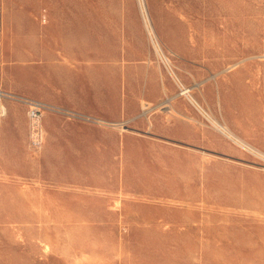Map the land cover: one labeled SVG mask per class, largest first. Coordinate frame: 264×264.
Masks as SVG:
<instances>
[{
  "label": "rangeland",
  "instance_id": "obj_1",
  "mask_svg": "<svg viewBox=\"0 0 264 264\" xmlns=\"http://www.w3.org/2000/svg\"><path fill=\"white\" fill-rule=\"evenodd\" d=\"M63 1L48 59L0 42V86L46 104L39 147L22 100L0 121V264H264V156L154 43L264 152V0H145L150 29L139 0Z\"/></svg>",
  "mask_w": 264,
  "mask_h": 264
},
{
  "label": "crops",
  "instance_id": "obj_2",
  "mask_svg": "<svg viewBox=\"0 0 264 264\" xmlns=\"http://www.w3.org/2000/svg\"><path fill=\"white\" fill-rule=\"evenodd\" d=\"M64 3L63 0H0L1 45H14L11 55L18 60L48 59L49 57L45 56L48 50L41 46L51 44L52 39L57 43H63L62 36L64 28H66L64 25L66 14L61 11L57 12L55 9L57 6L62 7ZM13 6L15 10H11ZM41 15H45L46 18L43 22L40 20ZM6 53L7 51H2V55ZM238 65L228 68V70L237 68ZM220 87L219 85V91L221 92ZM151 96L155 99L161 97L160 90L156 89ZM151 106L149 105V108L146 106L148 108L146 113L159 108V105ZM18 125H20L19 122L14 119H6L0 122V141L7 136V132L16 135L14 131H16L15 127ZM7 156L6 150L0 147V175L8 172ZM3 188L6 195L7 185L0 180V199Z\"/></svg>",
  "mask_w": 264,
  "mask_h": 264
},
{
  "label": "bare ground",
  "instance_id": "obj_3",
  "mask_svg": "<svg viewBox=\"0 0 264 264\" xmlns=\"http://www.w3.org/2000/svg\"><path fill=\"white\" fill-rule=\"evenodd\" d=\"M140 3V7L142 10V16L145 20L146 26L150 29L149 27V18H148V13H147V9H146V3L145 0H139L138 1ZM158 40V39H157ZM155 43V48L157 50L158 55L160 56V58L164 61V63L168 66L171 74L174 76V78L176 80H178L183 86L182 90L180 91V94L185 95L192 103L193 105L208 119L210 120L213 125L219 129L220 132H222L224 135H226L227 137H229L231 140H233L235 143L246 147L248 149H251V151L257 152L259 155H262L261 157L264 156V152H262L261 150L254 148L249 142H247L245 139H243L241 136L237 135L227 124H224L222 122H220L215 116H213L209 111H207L205 109V107L194 97V95L192 94V87L189 86H185L179 76L177 75V73L175 72L174 68L172 67V60L171 58L166 54V52L164 51L163 47L161 46V44L159 42H154ZM247 149V150H248Z\"/></svg>",
  "mask_w": 264,
  "mask_h": 264
},
{
  "label": "built area",
  "instance_id": "obj_4",
  "mask_svg": "<svg viewBox=\"0 0 264 264\" xmlns=\"http://www.w3.org/2000/svg\"><path fill=\"white\" fill-rule=\"evenodd\" d=\"M183 86L181 87L182 90ZM22 100L28 107L29 137L34 147H39L44 140L42 115L46 109L45 102L35 98L19 97L0 86V121L8 116V103L14 100Z\"/></svg>",
  "mask_w": 264,
  "mask_h": 264
}]
</instances>
